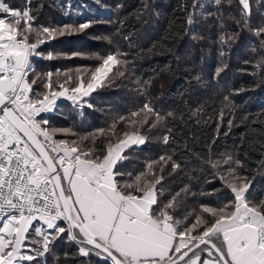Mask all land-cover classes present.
Returning <instances> with one entry per match:
<instances>
[{
	"label": "snow or ice",
	"instance_id": "snow-or-ice-1",
	"mask_svg": "<svg viewBox=\"0 0 264 264\" xmlns=\"http://www.w3.org/2000/svg\"><path fill=\"white\" fill-rule=\"evenodd\" d=\"M238 3L240 19L235 22L261 37L264 45V23L253 27L249 0ZM225 6L232 8L233 0H193L184 34L190 33L197 15L204 14L201 10L213 15L209 9L215 8L222 17ZM33 11L32 0H24L22 7L0 0V264H39L38 258L65 235L79 245L81 256L104 257L111 264H264V201H248L251 181L239 173L245 164L238 157L228 154L222 161L228 165L221 179L232 193L231 203L220 208L202 205V213L211 219L199 215L195 223L185 224L175 218L179 193L167 203L159 198L164 167L157 175L154 165L170 163L175 171L180 165L171 156L148 163L134 177L128 173L129 180L118 179L125 175L117 168L126 158L124 150L146 142L141 127L147 124L151 131L166 119L149 103L91 134V145L84 144L89 137L57 140V130L42 127L48 121L37 116L51 110L56 98L67 96L79 106L83 97L104 87L117 66L128 63L121 59L128 53L97 55L94 68H77L75 76L65 73L63 82L54 83L48 72L45 91L34 92L41 74L28 79L30 57H43L38 49L44 43L83 32L93 21L45 26L37 23ZM192 38L197 39L194 34ZM46 58L54 56L48 53ZM262 66L264 57L256 65ZM118 75L125 73L118 70ZM141 113H153L156 121L140 120ZM219 119H224L223 110ZM120 123L129 130L118 131ZM172 131L168 128L162 136L163 144L170 142ZM98 135L110 136L103 147L96 145ZM260 145L264 155V141ZM260 163L264 166V160Z\"/></svg>",
	"mask_w": 264,
	"mask_h": 264
},
{
	"label": "trees",
	"instance_id": "trees-1",
	"mask_svg": "<svg viewBox=\"0 0 264 264\" xmlns=\"http://www.w3.org/2000/svg\"><path fill=\"white\" fill-rule=\"evenodd\" d=\"M6 2L22 7L24 0ZM192 2L32 0L38 24L93 23L83 32L44 43L38 49L44 56L31 57L32 70L28 72L29 80L41 74L33 88L34 92H44L48 72L53 73L54 83L63 82L65 73L75 76L77 68H94L99 63L95 59L97 55L128 53L121 57L128 63L117 66L104 87L83 97L79 106L69 99L56 98L55 112L43 113L37 120H47L43 126L57 130V140L79 142L81 137H89L84 144L91 145V134L98 129H109L118 117H130L132 112L149 103L155 113L166 119L151 131L147 124L141 127L146 142L123 152L126 158L118 162L117 168L125 175L118 179L129 180L128 173L134 177L148 163L158 161L161 156H171L180 165L175 171L170 163L154 165L157 175L164 167V191L159 198L167 203L179 193L175 218L185 224L195 223L199 215L211 219L202 213V205L220 208L231 203L232 193L221 179L227 175L228 165L222 161L228 154L244 161L245 167L238 171L251 181L246 194L248 201H264V166L260 163L264 160L260 150V141H264V66L256 67L264 57V45L261 37L235 22L240 19L238 0H233L232 8L222 9V17L215 8L209 9L213 15L201 10L204 14L197 15V22L185 35L187 14L193 11ZM249 3L250 23L256 27L264 23V0H249ZM193 34L197 39L192 38ZM222 36L226 41L223 44ZM48 53L54 58L47 59ZM118 70L125 75L119 76ZM225 97L229 99L226 101ZM221 110L223 121L219 119ZM169 112L174 116L168 117ZM139 119L152 123L156 116L141 113ZM228 120L232 121L231 127ZM168 128L173 131L166 145L161 138ZM121 130L129 129L120 123L118 131ZM109 138L98 135L97 147H103ZM78 248L65 235L38 258L39 264H111L104 257L81 256Z\"/></svg>",
	"mask_w": 264,
	"mask_h": 264
},
{
	"label": "built area",
	"instance_id": "built-area-1",
	"mask_svg": "<svg viewBox=\"0 0 264 264\" xmlns=\"http://www.w3.org/2000/svg\"><path fill=\"white\" fill-rule=\"evenodd\" d=\"M30 61H31V57H30ZM56 107H57V102H55V103L53 104L51 110H49V111H45V112H42V113H40L39 115H41V114H43V113L53 114V113L55 112V110H56ZM37 117H38V116H37ZM42 127H44V126L42 125ZM54 138H55V137H54ZM55 139H56V138H55ZM0 226H2V224H0Z\"/></svg>",
	"mask_w": 264,
	"mask_h": 264
},
{
	"label": "rangeland",
	"instance_id": "rangeland-1",
	"mask_svg": "<svg viewBox=\"0 0 264 264\" xmlns=\"http://www.w3.org/2000/svg\"><path fill=\"white\" fill-rule=\"evenodd\" d=\"M66 100L67 99V96H62V97H58L56 100Z\"/></svg>",
	"mask_w": 264,
	"mask_h": 264
},
{
	"label": "crops",
	"instance_id": "crops-1",
	"mask_svg": "<svg viewBox=\"0 0 264 264\" xmlns=\"http://www.w3.org/2000/svg\"><path fill=\"white\" fill-rule=\"evenodd\" d=\"M142 145H143V144H142ZM132 146H141V145H132ZM127 149H128V148H127ZM125 150H126V149H125ZM125 150H124V151H125Z\"/></svg>",
	"mask_w": 264,
	"mask_h": 264
}]
</instances>
